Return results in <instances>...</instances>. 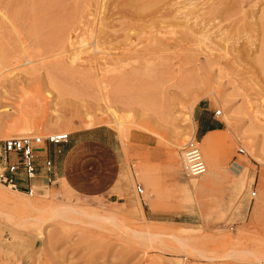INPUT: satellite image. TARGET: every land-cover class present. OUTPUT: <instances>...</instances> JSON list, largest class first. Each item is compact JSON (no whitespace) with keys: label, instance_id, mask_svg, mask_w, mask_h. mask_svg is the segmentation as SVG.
I'll use <instances>...</instances> for the list:
<instances>
[{"label":"rangeland","instance_id":"rangeland-1","mask_svg":"<svg viewBox=\"0 0 264 264\" xmlns=\"http://www.w3.org/2000/svg\"><path fill=\"white\" fill-rule=\"evenodd\" d=\"M120 1L0 0V136L70 138L53 185L0 184L15 200L0 201V264H264V0H224L227 14L210 13L223 0H169L136 20ZM157 19L163 39L191 26L196 44L174 58L149 33ZM58 29L73 33L67 53ZM201 108L221 123L204 137ZM193 137L197 177L183 170ZM232 250L241 261L220 258Z\"/></svg>","mask_w":264,"mask_h":264},{"label":"built area","instance_id":"built-area-1","mask_svg":"<svg viewBox=\"0 0 264 264\" xmlns=\"http://www.w3.org/2000/svg\"><path fill=\"white\" fill-rule=\"evenodd\" d=\"M215 110V115L220 114ZM69 139L68 133H53L39 136L36 134H24L12 136L0 140V184L10 189L24 191L31 194V187L37 184L38 179L47 186L53 185L57 179L53 172V162L48 156H44L40 167L43 172H38L39 164L37 154L48 145H59L66 143ZM198 142L193 137L189 139L182 150L183 170L187 176L197 177L205 172V164L201 158ZM59 152V151H58ZM239 153H244L242 148ZM136 192L141 193L142 188L138 185ZM255 192H251V198Z\"/></svg>","mask_w":264,"mask_h":264},{"label":"bare ground","instance_id":"bare-ground-1","mask_svg":"<svg viewBox=\"0 0 264 264\" xmlns=\"http://www.w3.org/2000/svg\"><path fill=\"white\" fill-rule=\"evenodd\" d=\"M168 2L169 0H121L120 1V3H115L116 4V9L122 14L121 16H124L125 18H128V20H136V19H140L141 17H142V15L141 14H143L142 12H144L146 9H149V8H151V9H153L152 7H154V6H156L158 3H161V2ZM172 1V0H171ZM213 1V0H212ZM226 1V0H225ZM224 0L223 1H219V3H218V5L220 4L221 5V7H217V6H211L210 7V13L211 14H216V13H218V12H225L226 10H228L230 7H231V5H230V1L229 2H225ZM117 2H118V0H117ZM232 4V3H231ZM192 6H193V4H192ZM233 6H234V4H233ZM233 6H232V8H233ZM114 7V6H113ZM196 7V6H195ZM132 8V10H130ZM193 8V7H192ZM114 9V8H113ZM126 10H128V11H126ZM195 10V9H194ZM193 9H191L190 11H189V15H192V16H194L195 14V11H194ZM98 11V10H97ZM126 12H129V13H127L126 14ZM226 13V12H225ZM74 14V13H73ZM227 14V13H226ZM264 14V13H263ZM72 14H70V16H71ZM69 16V15H68ZM74 16V15H73ZM76 16V15H75ZM158 16H159V14H158ZM168 16V15H167ZM198 16V15H197ZM196 16V17H197ZM213 16V15H212ZM67 17V16H66ZM72 17V16H71ZM162 17V16H161ZM164 17H166V16H164ZM63 18H65V17H63ZM62 18V19H63ZM76 18V17H75ZM192 18V17H191ZM194 18V17H193ZM262 18V17H261ZM61 19V20H62ZM197 19V18H196ZM264 19V18H263ZM61 20L60 21H58V22H61ZM65 20H66V18H65ZM69 19H68V17H67V20L66 21H68ZM167 20V19H166ZM172 20V19H171ZM204 20V19H203ZM174 21V20H173ZM69 22H71L70 20H69ZM171 22V21H170ZM56 24H58L57 22H55ZM63 23V22H62ZM90 23V22H89ZM56 24H54V25H56ZM64 25H65V23H63ZM73 24H74V22H73ZM72 24V25H73ZM161 24H164V22L163 21H161V20H159V19H157V21L155 20V22H151L150 23V25L147 27L148 29H150V30H152V31H150L149 33L150 34H152V38H153V40H157V44H158V47H162L163 49H166V50H169V49H173V51H172V53H173V55H174V58L176 57H178V55L180 54V49L182 48V47H184V45H182V43L184 44V41H188L187 43L189 44H196V37H195V31H194V28L193 27H191V26H189V28H187V29H189V30H187V31H185V32H183V33H181V31L179 32L180 33V36H177V35H175L176 37L175 38H171V39H163L162 38V34H164V32L162 33V29L164 28V26H162ZM51 25H52V23H51ZM63 25V27H65L66 25L67 26H69L68 25V22L66 23V25L64 26ZM95 25V24H94ZM128 25H130V23H128ZM165 25V24H164ZM167 25H170L171 26V24L169 23V24H167ZM173 25H174V23H173ZM176 25V24H175ZM61 27H62V25H61ZM61 27H59V29H61ZM74 26H72V28H73ZM78 27V26H77ZM184 27V26H183ZM71 28V29H72ZM79 28V27H78ZM94 28V27H93ZM147 28H145V29H147ZM167 27H165V29H166ZM170 28V27H169ZM172 28V27H171ZM170 28V29H171ZM43 29V28H42ZM58 29V30H59ZM65 29V28H64ZM64 29H62L61 31L59 30V33L60 32H62L63 33V30ZM74 29H76V27H74ZM73 29V30H74ZM79 29H81V28H79ZM58 30H56L57 32H58ZM66 30H68V28L66 29ZM78 31V30H77ZM87 31V30H86ZM91 32H92V30H90ZM137 31V30H136ZM184 31V30H183ZM52 32V34H54V30H52L51 31ZM56 32V33H57ZM67 32V31H66ZM72 31L71 30H69L66 34L65 33H63L62 34V36H61V38H60V44L62 45V46H56L55 44H54V42H52V41H57V40H52V39H50L49 38V40H51V42L50 41H48V38L46 39L48 42H50V43H52V45H50V44H47L48 42L46 41L45 42V44H47V48L49 49V50H51L52 49V51L51 52H56V49H55V51H53V49L55 48V47H64V50L62 49L61 51L62 52H66L67 53V51L69 50V49H67L66 47H69L68 45H71L72 44V40H71V38H72V34L73 33H71ZM74 32H76L75 30H74ZM91 32H90V34H91ZM94 32V31H93ZM143 32V31H142ZM175 32H177V31H170V33H174L175 34ZM56 34L57 36L58 35H61V34ZM154 33V34H153ZM50 34V33H49ZM78 34H80V33H78ZM77 34V35H78ZM84 34V33H83ZM75 35V34H74ZM73 35V36H74ZM159 35V36H158ZM161 35V36H160ZM48 36H51V35H48ZM47 36V37H48ZM56 36V37H57ZM53 37V36H52ZM55 37V36H54ZM75 37V36H74ZM78 37V36H77ZM152 40V41H153ZM94 44H92L91 43V45L93 46V45H96V42H93ZM53 44L55 45V47H53ZM64 44H67V45H64ZM89 44V43H88ZM48 45H50V48L48 47ZM64 45V46H63ZM73 45V44H72ZM156 45V44H155ZM46 46V45H45ZM82 46V45H81ZM53 47V48H52ZM72 47V46H71ZM88 47V46H87ZM70 48V47H69ZM88 48H90V47H88ZM93 48H94V46H93ZM57 49H59V48H57ZM90 49H92V47L90 48ZM162 49V50H163ZM70 50H72V49H70ZM84 50V49H83ZM87 50V49H86ZM92 50H94V49H92ZM24 51H25V48H22V52L24 53ZM58 51V50H57ZM60 51V50H59ZM58 51V53H61V52H59ZM85 51V50H84ZM96 51V50H95ZM98 51V50H97ZM96 51V52H97ZM262 51H264V46H263V49H262ZM80 52H82V50H75V51H73L72 50V54H71V60H73ZM182 52V51H181ZM20 53V52H19ZM149 54V53H148ZM157 54V53H156ZM170 54V53H169ZM24 55L25 54H23V56L22 57H24ZM16 56V55H15ZM19 56H21V55H19ZM94 57H96V55L94 56ZM77 59V58H76ZM92 59H93V57H92ZM94 59H96L97 60V58H94ZM20 60V59H19ZM25 60V59H24ZM17 61H18V59H17ZM95 61V60H94ZM25 62H27L26 60H25ZM30 62V61H29ZM105 63V62H104ZM95 64H97V62H95ZM98 65V64H97ZM96 66V65H95ZM97 68V67H96ZM191 106H192V104H190ZM188 110L190 111L191 110V107L190 108H188ZM220 113V112H219ZM225 117V116H224ZM190 123L192 124V127L194 128V122H193V120H191L190 119ZM117 123V126H118V130L119 131H121V127L119 126L120 125V123L119 122H116ZM13 130H17L16 132H23V128H19V127H14V126H12L11 127ZM24 133V132H23ZM7 136H5V135H1L0 136V139H4V138H6ZM80 153V151L79 150H77V148H71V150L68 152V154H67V159L68 160H71V161H73L74 160V158H77L78 157V154ZM64 183V182H63ZM190 184H191V187H194V186H196V182H195V180H190ZM130 185V184H129ZM35 186V185H34ZM34 186H32L31 187V194H30V196L31 195H33V191H34V189H33V187ZM131 186V185H130ZM5 188H7V189H10L9 187H5ZM237 188H238V190L241 192L242 191V189H243V183H238V185H237ZM11 191H13V192H16V193H18V194H20V195H26L25 193H21L20 191H17V190H13V189H10ZM45 195H46V192H45ZM238 195V194H237ZM26 197H29V193H28V195H26ZM236 198V197H235ZM0 201L1 202H3V203H5V204H14L15 203V200H13V197H11L10 196V194H9V192L7 191V192H3V191H0ZM137 204V203H136ZM63 211H64V209L62 208H55L54 210H53V212H52V217L53 216H57V215H61V214H63ZM62 216V215H61ZM241 257H242V255H241V252L240 251H238V250H232V251H228V252H226V253H224V254H222L221 255V257L220 258H227V259H230V260H234V261H241ZM200 258H202L204 261H208V260H213L214 259V256H208V255H200ZM217 258H219V256L217 257Z\"/></svg>","mask_w":264,"mask_h":264},{"label":"crops","instance_id":"crops-1","mask_svg":"<svg viewBox=\"0 0 264 264\" xmlns=\"http://www.w3.org/2000/svg\"><path fill=\"white\" fill-rule=\"evenodd\" d=\"M201 110H204L205 112L199 113L198 117L195 120L197 134L201 137H204L209 132H214V131L220 130V124L221 123L218 121H211L209 119V113H207L209 109L208 108H201ZM69 139L66 143H62L59 145H48L44 149H41L37 153L39 155V157L37 158V162L39 164L38 172L40 174L43 172V169L40 167V165L42 163L43 157L46 155L52 160L54 175H55L57 180L59 179L58 175H57L58 171H59V169H58V164H59L58 159L59 158L58 157H60V154H62L61 150L63 147H65L68 144ZM57 147H61V149L57 148ZM56 148H57V150H56ZM41 181H42V179H38L36 181V183H38V184L42 183Z\"/></svg>","mask_w":264,"mask_h":264}]
</instances>
